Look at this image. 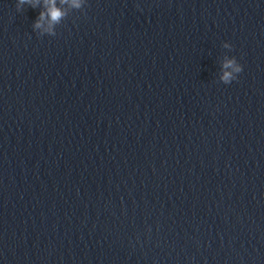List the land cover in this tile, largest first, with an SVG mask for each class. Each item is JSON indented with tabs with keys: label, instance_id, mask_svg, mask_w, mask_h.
I'll use <instances>...</instances> for the list:
<instances>
[{
	"label": "water",
	"instance_id": "95a60500",
	"mask_svg": "<svg viewBox=\"0 0 264 264\" xmlns=\"http://www.w3.org/2000/svg\"><path fill=\"white\" fill-rule=\"evenodd\" d=\"M56 2L0 0V264H264V0Z\"/></svg>",
	"mask_w": 264,
	"mask_h": 264
},
{
	"label": "clouds",
	"instance_id": "9594fccd",
	"mask_svg": "<svg viewBox=\"0 0 264 264\" xmlns=\"http://www.w3.org/2000/svg\"><path fill=\"white\" fill-rule=\"evenodd\" d=\"M39 0H17L16 9L17 11H21L22 6L25 4L31 5L33 8L36 7ZM61 3H68L71 7L80 9L82 7V0H61ZM45 10L40 12L39 18L34 23V29H42L43 32H47L51 36H55V28L54 25L60 23L62 18L66 15V11L57 6L56 0H44ZM45 20H47V26L45 27ZM224 46L226 48L231 49L232 45L225 42ZM223 74L221 76V80L225 84L231 83L233 80L238 78V75H234L233 73L239 74L243 70V66L237 62L235 57L231 59H225L223 62ZM229 69H231L229 71Z\"/></svg>",
	"mask_w": 264,
	"mask_h": 264
}]
</instances>
